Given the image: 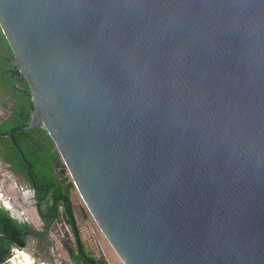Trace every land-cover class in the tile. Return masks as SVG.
Returning a JSON list of instances; mask_svg holds the SVG:
<instances>
[{
    "label": "water",
    "instance_id": "1",
    "mask_svg": "<svg viewBox=\"0 0 264 264\" xmlns=\"http://www.w3.org/2000/svg\"><path fill=\"white\" fill-rule=\"evenodd\" d=\"M0 27L27 173L44 129L123 264H264V0H0Z\"/></svg>",
    "mask_w": 264,
    "mask_h": 264
},
{
    "label": "flooded vegetation",
    "instance_id": "2",
    "mask_svg": "<svg viewBox=\"0 0 264 264\" xmlns=\"http://www.w3.org/2000/svg\"><path fill=\"white\" fill-rule=\"evenodd\" d=\"M14 61L15 57L11 48L6 49L0 45V128L11 124L10 130L29 124L32 120L30 105L31 88L26 77L14 67ZM9 131L0 132V163L9 174V179L16 180L20 184L21 190L27 189L32 193L31 200L33 201V206L36 207L41 221L40 227L36 228L37 230L33 234V237L36 239L34 244L40 241L52 246L55 243L52 231L62 232L65 229L72 236L73 241L71 245L73 252L72 254L66 250H63V252L67 254L71 261H76V239L80 237L82 242H85L83 232L75 216L73 206L71 215L65 216L64 208L59 203V200L67 201L69 199L68 192L72 195L74 187V184L66 178L67 174L70 173L67 165L60 156L51 137L44 129L19 130L23 131L24 134L20 141L16 140L23 150L26 159L27 151L38 164L34 167L27 159L32 165L29 170L30 174H28L29 165L24 161L13 141L8 136ZM16 151L23 162L27 164L25 172L14 169V165L21 164L20 160L16 157L12 159ZM49 174H51L52 179L49 180L50 182H47ZM38 181L41 184H37ZM68 184H73V187ZM35 185L40 190H37ZM3 189L5 188L0 181V192ZM70 199L72 200L71 196ZM40 200L42 215L39 214L37 209V203ZM72 214L75 219V225L68 223L71 220ZM27 222L29 221L27 220ZM103 264H106V262Z\"/></svg>",
    "mask_w": 264,
    "mask_h": 264
},
{
    "label": "rangeland",
    "instance_id": "3",
    "mask_svg": "<svg viewBox=\"0 0 264 264\" xmlns=\"http://www.w3.org/2000/svg\"><path fill=\"white\" fill-rule=\"evenodd\" d=\"M6 176H8V174H6ZM69 182L74 184L72 176ZM8 196L19 199V201H17L19 209H10L12 215L16 219L20 221L28 220L35 227L41 224L36 207L33 206V201L31 200V191L27 189L21 190L20 184L16 180L10 178L7 180L5 189L0 192V202L7 205ZM71 198L75 216L78 219L79 226L83 232V238L87 245L90 246L96 255L103 257L106 264H123L102 234L75 185L72 189Z\"/></svg>",
    "mask_w": 264,
    "mask_h": 264
},
{
    "label": "trees",
    "instance_id": "4",
    "mask_svg": "<svg viewBox=\"0 0 264 264\" xmlns=\"http://www.w3.org/2000/svg\"><path fill=\"white\" fill-rule=\"evenodd\" d=\"M0 45L3 48L8 49V43L7 40L3 34V31L0 27ZM11 128V124L5 125L2 128H0L1 131H9ZM45 132V131H44ZM23 131H18L15 133V138L20 141L21 137L23 136ZM27 159L32 163L34 167H36L38 164L36 160L31 157V155L26 151ZM17 158L20 160L21 164L14 165V169L16 171H26L27 164L23 162L18 152H14L13 158ZM33 172V171H32ZM52 179L51 174H49V179L47 182H50L49 180ZM37 184H41L40 181L37 182ZM69 186L73 187V184H68ZM53 186V184H51ZM71 193L68 192V200L62 201L59 200V203L64 208V215L69 216L72 213V200L70 199ZM31 232V223L24 222L16 219L10 210L6 208V206L0 202V263L6 262L16 250L24 249L27 245V240ZM82 248L83 252L79 250V247L77 246V258L76 261H72L71 263L64 262L63 264H90L88 261L85 260V257H88L91 260L96 261L99 264H103L105 262V259L103 257L98 258L96 255H92L93 252L89 251V247L85 244V242H82Z\"/></svg>",
    "mask_w": 264,
    "mask_h": 264
},
{
    "label": "built area",
    "instance_id": "5",
    "mask_svg": "<svg viewBox=\"0 0 264 264\" xmlns=\"http://www.w3.org/2000/svg\"><path fill=\"white\" fill-rule=\"evenodd\" d=\"M6 174H8L6 169L0 163V181L1 184L4 186V188L6 186L7 180H9V174L8 176H6ZM70 177L71 175L70 173H68L66 176L68 181L70 180ZM17 199L18 198L8 196L7 205H5L6 208L8 210L13 208L18 210L19 206L17 201H19V199L18 200ZM10 212L12 213L11 210ZM0 264H37V258L30 249L24 248V249L16 250L14 254L6 262Z\"/></svg>",
    "mask_w": 264,
    "mask_h": 264
},
{
    "label": "crops",
    "instance_id": "6",
    "mask_svg": "<svg viewBox=\"0 0 264 264\" xmlns=\"http://www.w3.org/2000/svg\"><path fill=\"white\" fill-rule=\"evenodd\" d=\"M40 227V225H37L36 228ZM87 244V243H86ZM76 250H77V243H76ZM89 251H92L90 246ZM36 250L30 249L35 257L37 258V264H63L64 262L71 263L72 261L68 258L67 254L63 252L61 249V253L63 255V260L61 261L60 258H58V249H54L53 246H50V244L41 243L40 241H37L35 244ZM37 255H36V254ZM92 255H96L95 252H93ZM98 258L101 256L96 255Z\"/></svg>",
    "mask_w": 264,
    "mask_h": 264
},
{
    "label": "bare ground",
    "instance_id": "7",
    "mask_svg": "<svg viewBox=\"0 0 264 264\" xmlns=\"http://www.w3.org/2000/svg\"><path fill=\"white\" fill-rule=\"evenodd\" d=\"M27 200H29V199H27Z\"/></svg>",
    "mask_w": 264,
    "mask_h": 264
}]
</instances>
